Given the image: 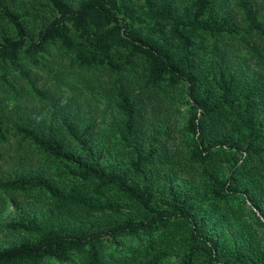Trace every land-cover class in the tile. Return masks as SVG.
<instances>
[{
    "label": "trees",
    "instance_id": "1",
    "mask_svg": "<svg viewBox=\"0 0 264 264\" xmlns=\"http://www.w3.org/2000/svg\"><path fill=\"white\" fill-rule=\"evenodd\" d=\"M45 2L53 16L30 35L21 17L0 0V19L14 33L0 38V80L10 84L9 75L18 73L34 94L47 97L23 58L36 64L53 44L70 63L102 68L118 80L141 64V90L187 97L182 157L199 170L189 186L176 187L170 179L165 195L157 193L145 171L151 153L142 154L130 142L139 110L121 88H114L115 107L124 116L119 139L135 155L126 167L103 161L104 152L91 142V125L79 131L63 116L64 137L53 128L43 135L17 126L14 134L55 160L56 173L69 184L61 187L29 175L0 180V189H37L60 215L70 216L43 223L20 216L8 222L9 229L25 237L0 247V264H165L170 257L178 264H264V249L223 244L211 219L222 202L241 216V207L226 205L237 194L264 199V75L241 77L221 60L210 77L200 62L208 41L231 39L251 51L264 70V24L254 2L235 0L230 7L227 0H191L178 10L175 0ZM8 134L0 118V143ZM254 222L263 225L258 217Z\"/></svg>",
    "mask_w": 264,
    "mask_h": 264
},
{
    "label": "rangeland",
    "instance_id": "2",
    "mask_svg": "<svg viewBox=\"0 0 264 264\" xmlns=\"http://www.w3.org/2000/svg\"><path fill=\"white\" fill-rule=\"evenodd\" d=\"M78 1L68 0L73 6ZM132 1L135 5L143 2ZM190 1L175 0L177 10ZM234 1L227 0L230 7ZM252 1L264 24V1ZM5 2L21 17L30 35H34L53 16L45 0ZM4 33L14 36L13 29L0 19V38ZM157 36V33H153V37ZM200 57L202 69L210 77L216 73L221 60L227 71H237L241 77L254 79L264 75L257 57L243 45L232 43L231 39H223L218 43L208 41L202 46ZM23 60L30 77L39 89L47 93V97L34 94L18 73L9 75L10 84L0 80V118L9 130L8 139L0 143V180L38 175L58 186H68L69 180L56 173L55 160L46 157L30 140L14 134L17 126L24 125L43 135L53 128L64 137L63 116L68 117L79 131L91 125L89 136L97 152H104L103 161L126 167L135 155L132 147L119 139L124 116L115 107L114 88H121L134 98L139 110V123L135 133L130 136V142L142 154L151 153L145 171L157 193L165 195L170 179H173L176 187L189 186L192 180L197 181L199 168L187 164L182 157L183 128L189 116L187 97L183 93L173 98L164 92L141 90V64L123 73L119 80L102 68H80L70 63L69 57L59 49L58 44L49 45L36 64L26 58ZM66 139L68 141L69 138L66 136ZM221 205L222 208L211 215L212 222H215V236L223 244L236 241L246 248L255 249L259 246L264 249V199L251 198L249 193L232 196L226 205L233 209L241 207V216L231 212L223 202ZM20 216L43 223L48 220L56 222L55 216L70 215H60L47 195L37 189L30 193L0 189V247L25 237L23 233L12 231L6 226ZM256 217L263 225L254 222ZM251 233H255L254 238L250 236ZM47 263L57 264L55 261ZM165 264L178 263L175 257H170Z\"/></svg>",
    "mask_w": 264,
    "mask_h": 264
}]
</instances>
